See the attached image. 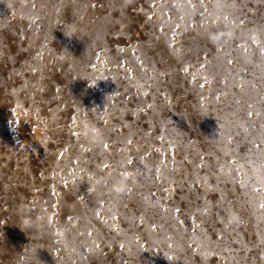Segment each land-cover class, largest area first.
Returning a JSON list of instances; mask_svg holds the SVG:
<instances>
[{
  "label": "rangeland",
  "instance_id": "374dc122",
  "mask_svg": "<svg viewBox=\"0 0 264 264\" xmlns=\"http://www.w3.org/2000/svg\"><path fill=\"white\" fill-rule=\"evenodd\" d=\"M261 204L264 0H0V264H264Z\"/></svg>",
  "mask_w": 264,
  "mask_h": 264
},
{
  "label": "clouds",
  "instance_id": "9594fccd",
  "mask_svg": "<svg viewBox=\"0 0 264 264\" xmlns=\"http://www.w3.org/2000/svg\"><path fill=\"white\" fill-rule=\"evenodd\" d=\"M233 33L230 31L222 30V31H207L206 32V39L212 45H219L222 41H227L228 39L232 38ZM69 36H74L72 33H69ZM83 133L85 139L95 141L97 143L101 142L103 139V134L100 130L95 129L92 126L85 125L83 129ZM131 172H123L118 176H112L108 174L107 176L99 177L97 179L98 184H109V191L114 196H120L127 191L128 188V181L131 178ZM29 210L26 209L23 205L18 206V214L21 217V224L24 229H33L39 228L41 231L45 230L49 225H52V221L50 218H47L41 212L37 217L33 219H26L25 214ZM239 220L238 215L235 212H229L226 217V225L230 226L232 224L237 223ZM66 230L63 227H58L57 232L61 236L64 235Z\"/></svg>",
  "mask_w": 264,
  "mask_h": 264
},
{
  "label": "bare ground",
  "instance_id": "6f19581e",
  "mask_svg": "<svg viewBox=\"0 0 264 264\" xmlns=\"http://www.w3.org/2000/svg\"><path fill=\"white\" fill-rule=\"evenodd\" d=\"M19 128H23L24 127V125L20 122L19 123ZM25 128V127H24ZM19 132H20V130H18ZM36 132V128L34 129V131H33V133H35ZM21 133V132H20ZM33 135V134H32ZM23 137V136H22ZM32 138V137H31ZM34 138V137H33Z\"/></svg>",
  "mask_w": 264,
  "mask_h": 264
},
{
  "label": "snow or ice",
  "instance_id": "6c2138e0",
  "mask_svg": "<svg viewBox=\"0 0 264 264\" xmlns=\"http://www.w3.org/2000/svg\"><path fill=\"white\" fill-rule=\"evenodd\" d=\"M261 207L264 208V204H261Z\"/></svg>",
  "mask_w": 264,
  "mask_h": 264
}]
</instances>
